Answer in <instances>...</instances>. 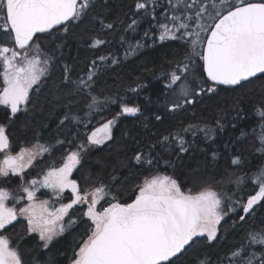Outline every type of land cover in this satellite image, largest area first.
<instances>
[{"label": "snow or ice", "instance_id": "obj_1", "mask_svg": "<svg viewBox=\"0 0 264 264\" xmlns=\"http://www.w3.org/2000/svg\"><path fill=\"white\" fill-rule=\"evenodd\" d=\"M93 6L94 0H0V106L15 116L22 111V106L29 104L30 93L39 91L49 76L53 57L43 51L37 34L51 35L54 30L67 34L84 22ZM157 7H162L163 12L157 14ZM134 9L133 15L139 19H132L128 30L136 31L140 21L148 19L150 29L156 31L145 30V38L151 39L158 33L161 42L180 40L185 46L184 58L165 73V88L171 97L166 102L168 111L193 105L197 98L215 94L220 86L236 89L264 75V0H165L163 5L159 0H135ZM100 25L107 30L115 27L114 23L105 24L103 20ZM89 39L94 49L108 42L98 37ZM142 46L140 41L129 44L125 58ZM97 60L119 62L111 53L100 55L76 79L69 75L70 66H63L62 82L69 86V95L82 94L87 98L88 123L94 113L102 110L101 101L93 94L99 70ZM140 111L138 106L121 104L116 117L86 133L83 142L75 144L61 157L59 166L53 163L41 179H32L22 187L23 195L13 196L7 188L0 187V264H23L18 249L5 234L18 216L27 220V232L38 234L42 246L47 248L56 236L77 223L72 217L65 222L74 205H86L82 215L87 218L86 222L90 221V226L69 257V264H176L199 242L197 238L206 236L209 243L218 239V225L227 211L233 209L225 211L221 194L212 186L197 190L185 188L172 176L157 172L145 176L135 186L130 202H121L103 181L92 185L90 190H82L72 178L82 153L89 146H100L112 139V128L119 116H136ZM256 111L260 131L253 130L254 147L257 154L264 156V103ZM155 119L159 121L162 117L156 115ZM65 121L83 123L82 118L71 112H66L60 123ZM216 124L220 127L219 121ZM195 129L197 126L190 125L182 131ZM198 130L206 139H213L209 126ZM246 135L241 132V136ZM173 142L181 152L188 150L180 133L164 136L158 143ZM57 143L62 145L65 141ZM67 143L71 145L73 141ZM156 146L135 149L131 159L141 167L158 164L159 160L152 156ZM50 151V146L36 143L12 154L6 128L0 126V154L3 155L0 177L23 174L37 155ZM231 163L239 167L242 160L235 156ZM246 180H251L258 190L241 205V222L254 214L256 205L264 202V165L251 176L243 173L230 182L241 185ZM40 189L51 192L56 201L62 200L65 190H70L72 198L55 207L50 200L38 199ZM108 196L111 200L107 206L98 208ZM25 199L27 203L22 207L8 205L9 200L20 203ZM195 264H264V224L245 230L242 240L217 261L203 256L197 257Z\"/></svg>", "mask_w": 264, "mask_h": 264}, {"label": "trees", "instance_id": "obj_2", "mask_svg": "<svg viewBox=\"0 0 264 264\" xmlns=\"http://www.w3.org/2000/svg\"><path fill=\"white\" fill-rule=\"evenodd\" d=\"M159 2L165 4V0ZM134 3L135 0H94L93 8L79 27H73L67 34L53 31L51 35L39 36L38 43L43 51L53 57L49 76L39 91L30 93V102L22 106L21 112L9 118L10 113L0 109V126L6 128L12 148L36 143L50 146L49 153L39 155L36 172H33L47 170L53 163L58 166L68 149L83 142L86 133L116 117L121 104L127 103L138 106L140 113L119 116L112 128V139L100 146H89L88 151L82 153L81 163L72 177L83 190L90 184L103 181L121 202H130L134 198L135 186L145 176L159 172L172 176L182 187L212 186L221 194L224 207L229 200L238 206L244 204L248 196L254 195L258 189L251 180L241 185L230 181L243 173L251 176L264 165V156L256 153L253 140V130L256 133L260 131L256 110L264 103V75L240 88H218L215 94L197 98L193 105H186L175 112L168 111L166 102L171 97L165 88V73L174 67L176 61L184 58L186 49L180 40L159 41L158 33L151 39L145 38V30L156 31L150 29L148 19L141 20L136 31L128 30L131 20L139 19L133 15ZM156 11L159 14L163 8L157 7ZM93 17L98 19L93 20ZM100 20L105 24L114 23L115 27L102 29ZM90 37L108 42L94 49L90 47ZM136 41L143 46L125 58V49ZM110 53L119 62L112 64L97 60L99 70L93 94L101 101L102 110L94 113L90 117L91 123H88L87 98L82 94L69 95V86L62 82L63 66L69 65V75L76 79L84 75L93 59ZM66 112L76 114L83 123L65 121L61 124ZM156 115L162 119L157 121ZM190 125L197 126V129L184 133L182 130ZM205 125L213 130V139H206L198 130ZM242 131L247 135L241 136ZM177 133L184 136L186 152H181L174 142L168 145L158 143L164 136ZM58 140L65 143L58 144ZM68 141H73V144H68ZM153 144L157 146L152 156L159 160L158 164L141 167L131 159L135 149H146ZM235 156L242 160L239 167L231 163ZM110 200L111 196H108L104 201ZM240 215H243L241 209L228 213L219 227L216 241L198 240L176 264H195L196 258L203 256L210 257L212 261L223 257L242 240L245 230L264 224V202L255 206L254 214L246 221L241 222ZM72 216L76 217L77 223L68 227L61 237L55 238L44 251H30L33 239L24 232L19 234L14 239V247L18 249L23 264H68L76 233L85 237L82 215L73 213Z\"/></svg>", "mask_w": 264, "mask_h": 264}, {"label": "rangeland", "instance_id": "obj_3", "mask_svg": "<svg viewBox=\"0 0 264 264\" xmlns=\"http://www.w3.org/2000/svg\"><path fill=\"white\" fill-rule=\"evenodd\" d=\"M1 108H4V107H3V106H0V109H1ZM4 110H5V111H8V112L10 113V110H9V109L4 108ZM10 115H11V113H10ZM10 115H9V116H10ZM12 147H13V146H12ZM22 147L30 148V147H32V146H29V145H21L20 147L17 148V151H19L20 148H22ZM13 148H14V147H13ZM15 151H16V150H15ZM38 157H39V155H37V156L35 157V159L33 160L32 165H31L32 168H33V166H34V162H37ZM2 158H3V155H2V156L0 155V159H2ZM55 164H56V163H55ZM31 166L29 167V169L31 168ZM58 166H59V165H58ZM45 171H47V170H44V172H45ZM44 172H43V173H44ZM42 175H43V174H41V176L39 175L38 177L33 176V177H29V178H28V177H25L24 174H22V175L20 176V179H18V178L16 179V180H18V181H16V184H15V183H11V182L9 181V180H10V179H9L10 176H8V177H0V179L2 180V184L0 183V187L7 188V189L13 194V196H20V195H23L22 187L27 186L28 182H29L30 180H32V179H41V178H42ZM72 178H73V177H72ZM78 183H79V182H78ZM91 186H92V184H90V187H89V188L84 189V190H90ZM80 187H81V186H80ZM200 187H201L200 185H195V186H192V187H190V188H193V190H197V189L200 188ZM185 188H189V186H186ZM81 189H82V188H81ZM82 190H83V189H82ZM45 195H46V200H50V201L53 203V205H54L55 207H58L60 202L68 203V202L70 201V199H71V196H72V195L68 194V190H65V192L63 193V197H62V200H61V201H56V200L53 198L52 193L49 192L48 190H47V192H46ZM38 199L43 200V197L38 196ZM9 201H10V200H9ZM25 201H26V199H25L23 202H25ZM107 202H108V201L101 200L100 205H98V208H100L101 206L106 207V206H107ZM224 208H225V211H227L228 208H232V209H233L232 211H227V214H228V213L231 214L232 212L235 213V211L237 210V206H236V204L233 202V200H229V201L226 203V205H225ZM84 211H86V205H77V206L74 208V212H75L76 215H78L79 213H82V214H83ZM227 214L223 216V219L221 220L220 224L218 225V229H219V227H220L222 221L226 218ZM69 217L76 218V217L71 216L70 212H69V216L67 217V220L69 219ZM65 218H66V217H65ZM86 221H87V218H86V217H83L82 229H83L84 231H83L82 233L86 232L87 228L90 226V221H88V222H86ZM24 224H25V221L20 222V223L18 224V226L15 228V231H14L15 233H14V234H10L9 237L12 235V236H13L12 238H14V237H16L18 234H20L21 231H22L24 228H26V224H25V226H24ZM25 232H26L27 237L33 239V240H32L33 246L31 247L30 251H33V252L35 251V253H36V252H38V251H44V250H46V249L49 248V246H48L47 248H44V247L42 246V242L39 240V237L36 236L35 233H28V232L26 231V229H25ZM63 233H64V232H63ZM82 233H80V234L82 235ZM37 235H38V234H37ZM76 235H77V237L73 238V241H72V252H73V250L77 247V245H78V243L81 241V239L83 238V237H81V236H78V233H76ZM58 236H59V235H58ZM56 237H57V236H56ZM56 237H55V238H56ZM197 239H198V240H205V239H206V236H205V237H199V238H197ZM206 241H207V239H206ZM207 242H208V241H207ZM68 264H69V263H68Z\"/></svg>", "mask_w": 264, "mask_h": 264}, {"label": "flooded vegetation", "instance_id": "obj_4", "mask_svg": "<svg viewBox=\"0 0 264 264\" xmlns=\"http://www.w3.org/2000/svg\"><path fill=\"white\" fill-rule=\"evenodd\" d=\"M10 116H13L12 114L10 115ZM10 116H9V118H10ZM16 150V151H15ZM17 152H19V151H17V149H13L12 148V154H16ZM1 156H2V154H0ZM33 171H35L36 172V162H34V166H33V168H32V166H31V168L29 169V167L28 168H26L25 169V172L23 173L24 174V176L25 177H33V176H36V177H38L39 175L41 176V174H43V172L44 171H42V172H39V173H35V172H33ZM22 175V174H21ZM21 175H18V176H14V175H12L11 173L9 174V181L11 182V183H15L16 184V181H18V180H16L17 178L18 179H20V176ZM46 192H47V190L46 189H40V191H38L37 192V197L38 196H40V197H43V200H46ZM68 194H70V195H72L71 194V192H70V190H68ZM71 198H72V196H71ZM71 200V199H70ZM70 202V201H69ZM27 203V200L25 201V202H20V203H17L15 200H10V201H8V205L10 206V207H13V206H15V207H17V208H19V207H22V206H24V204H26ZM245 203H246V201H245ZM241 205L242 204H239V206L236 204V206H237V210L235 211V213L236 212H239V210L241 209ZM77 205H74V207H73V209H71V210H69V212H70V214H71V216H72V214L74 213L75 214V212H74V208L76 207ZM241 212H242V209H241ZM232 213H234V212H232ZM243 213V212H242ZM80 215H82V213H79ZM79 214L77 215V216H79ZM76 215V214H75ZM82 217H83V215H82ZM83 219V218H82ZM22 221H25V224H26V228H24L22 231H21V233L22 232H24L25 233V235H26V232H25V229H26V231H27V220L24 218V217H22V216H18V218H17V220L16 221H14L13 222V224L12 225H9L8 227H7V229L5 230V234L6 235H10V234H14L15 232V228L18 226V224L20 223V222H22ZM65 222H67V217L65 218ZM25 224H24V226H25ZM20 233V234H21ZM36 234V233H35ZM63 234V233H62ZM62 234H60L59 236H57V237H61V235ZM19 235V234H18ZM17 235V236H18ZM17 236L16 237H14V238H12L13 236L11 235L10 236V238H11V241H12V245L14 246V239H16L17 238ZM27 236V235H26ZM36 236H38L37 234H36ZM39 237V236H38ZM56 237V238H57ZM55 239V238H54ZM53 239V240H54ZM52 240V241H53ZM51 241V242H52Z\"/></svg>", "mask_w": 264, "mask_h": 264}, {"label": "water", "instance_id": "obj_5", "mask_svg": "<svg viewBox=\"0 0 264 264\" xmlns=\"http://www.w3.org/2000/svg\"><path fill=\"white\" fill-rule=\"evenodd\" d=\"M55 31V30H54ZM45 34H47V33H44V34H37L38 35V37L39 36H42V35H45ZM260 76H262V75H260ZM260 76H258V77H260ZM252 79H254V78H252ZM246 83V82H245ZM219 88H223V89H227V90H230V89H232V88H229V87H227V86H220Z\"/></svg>", "mask_w": 264, "mask_h": 264}]
</instances>
